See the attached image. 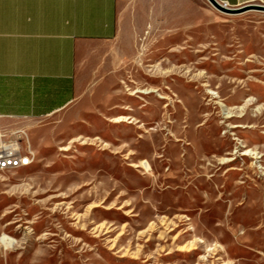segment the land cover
Segmentation results:
<instances>
[{
	"label": "rangeland",
	"instance_id": "1",
	"mask_svg": "<svg viewBox=\"0 0 264 264\" xmlns=\"http://www.w3.org/2000/svg\"><path fill=\"white\" fill-rule=\"evenodd\" d=\"M127 8L76 117L0 121L34 152L0 173V264H264V11Z\"/></svg>",
	"mask_w": 264,
	"mask_h": 264
},
{
	"label": "crops",
	"instance_id": "2",
	"mask_svg": "<svg viewBox=\"0 0 264 264\" xmlns=\"http://www.w3.org/2000/svg\"><path fill=\"white\" fill-rule=\"evenodd\" d=\"M133 0H0V121L78 115L75 102L111 60L92 50L121 34ZM229 7L264 0H218Z\"/></svg>",
	"mask_w": 264,
	"mask_h": 264
},
{
	"label": "built area",
	"instance_id": "3",
	"mask_svg": "<svg viewBox=\"0 0 264 264\" xmlns=\"http://www.w3.org/2000/svg\"><path fill=\"white\" fill-rule=\"evenodd\" d=\"M17 128L20 127H0V173L17 170L20 164L30 162L34 155L30 148L27 132L25 131V136H17ZM21 149H28L27 159H12V151H20Z\"/></svg>",
	"mask_w": 264,
	"mask_h": 264
},
{
	"label": "water",
	"instance_id": "4",
	"mask_svg": "<svg viewBox=\"0 0 264 264\" xmlns=\"http://www.w3.org/2000/svg\"><path fill=\"white\" fill-rule=\"evenodd\" d=\"M213 8L219 12L225 14H235L245 12L247 10H259L264 11V5L247 4L239 7H229L225 3H221L218 0H206Z\"/></svg>",
	"mask_w": 264,
	"mask_h": 264
},
{
	"label": "bare ground",
	"instance_id": "5",
	"mask_svg": "<svg viewBox=\"0 0 264 264\" xmlns=\"http://www.w3.org/2000/svg\"><path fill=\"white\" fill-rule=\"evenodd\" d=\"M28 156V152L26 151H12V159H18V160H25L27 159ZM32 163V158L30 159V162H28L27 164H20L18 169L20 168H24L29 166Z\"/></svg>",
	"mask_w": 264,
	"mask_h": 264
}]
</instances>
